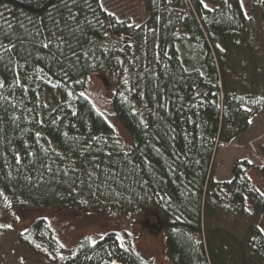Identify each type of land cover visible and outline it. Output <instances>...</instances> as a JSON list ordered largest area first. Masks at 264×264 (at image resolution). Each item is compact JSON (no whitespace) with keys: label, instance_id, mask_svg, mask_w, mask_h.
I'll return each mask as SVG.
<instances>
[{"label":"trees","instance_id":"trees-1","mask_svg":"<svg viewBox=\"0 0 264 264\" xmlns=\"http://www.w3.org/2000/svg\"><path fill=\"white\" fill-rule=\"evenodd\" d=\"M103 1L0 0V218L147 212L172 264H264V165L241 159L213 178L218 151L264 113V45L245 0H142L140 24ZM93 74L114 81L130 144L85 97ZM18 242L52 264H152L127 234L67 251L44 219Z\"/></svg>","mask_w":264,"mask_h":264},{"label":"rangeland","instance_id":"rangeland-1","mask_svg":"<svg viewBox=\"0 0 264 264\" xmlns=\"http://www.w3.org/2000/svg\"><path fill=\"white\" fill-rule=\"evenodd\" d=\"M103 5L107 12L118 19H130L134 24L142 23L146 17L142 0H104ZM245 8L250 18L255 19L258 33L256 44L258 48H262L264 2L245 0ZM114 91V81L107 75L93 74L88 78V87L84 95L117 129L120 140L130 144L129 134L115 117L112 105ZM252 122L250 131L243 134L235 143L224 146L218 151L214 181L230 180L233 164L238 160L248 159L244 158L246 154L252 157L253 162H257L259 148L264 145V113L260 111L255 113ZM39 219H44L50 224L67 251L73 250L85 239L95 243L110 233L127 234L132 239L137 253L143 258L152 264H172L166 256L167 228L161 224L158 216L144 212L126 218L116 214L105 215L67 207L23 210L0 218V264H52L48 259L31 254L18 242V236ZM115 262L111 264H120Z\"/></svg>","mask_w":264,"mask_h":264},{"label":"crops","instance_id":"crops-1","mask_svg":"<svg viewBox=\"0 0 264 264\" xmlns=\"http://www.w3.org/2000/svg\"><path fill=\"white\" fill-rule=\"evenodd\" d=\"M252 123H253V122L251 121V127H250V129L252 128ZM250 129H249V131H250ZM236 141H238V139H237ZM236 141H234L233 143H235ZM260 148H261V147H260ZM260 148H259V151H258V154H257V157H258L257 162H256V161L253 162V160L251 159L252 157L249 156L248 154H246L245 157H244V158H248L249 160H251V162H252L255 166H258V167H261V166L264 165V156H263V154H262Z\"/></svg>","mask_w":264,"mask_h":264},{"label":"snow or ice","instance_id":"snow-or-ice-1","mask_svg":"<svg viewBox=\"0 0 264 264\" xmlns=\"http://www.w3.org/2000/svg\"><path fill=\"white\" fill-rule=\"evenodd\" d=\"M203 2V0H202ZM205 8H207V5H204ZM45 47H47V45H45ZM0 48H3L5 51H9L8 48H6L2 43H0Z\"/></svg>","mask_w":264,"mask_h":264},{"label":"built area","instance_id":"built-area-1","mask_svg":"<svg viewBox=\"0 0 264 264\" xmlns=\"http://www.w3.org/2000/svg\"><path fill=\"white\" fill-rule=\"evenodd\" d=\"M116 263V262H115ZM118 264V263H117Z\"/></svg>","mask_w":264,"mask_h":264}]
</instances>
